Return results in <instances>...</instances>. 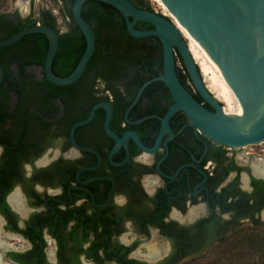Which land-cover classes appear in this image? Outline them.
<instances>
[{
	"label": "flooded vegetation",
	"instance_id": "obj_1",
	"mask_svg": "<svg viewBox=\"0 0 264 264\" xmlns=\"http://www.w3.org/2000/svg\"><path fill=\"white\" fill-rule=\"evenodd\" d=\"M55 1L56 11L0 14L16 21L50 11L75 57L85 39L67 15L74 0ZM105 17L103 23L89 17L94 52L113 64L99 70L92 87L49 86L43 66L18 64L38 59L26 54L25 42L0 55L12 80L4 82L0 66V264H207L264 220V172L255 171L264 168V146L219 144L183 112L161 134L173 100L164 84L149 85L160 81L162 65L130 69L131 40L112 36L126 28L123 16L112 10ZM135 28L153 29L140 21ZM151 41L162 54L160 42ZM174 54L181 84L214 112ZM99 104L111 106L109 130L125 143L106 133L104 107L72 139L73 126Z\"/></svg>",
	"mask_w": 264,
	"mask_h": 264
},
{
	"label": "water",
	"instance_id": "obj_2",
	"mask_svg": "<svg viewBox=\"0 0 264 264\" xmlns=\"http://www.w3.org/2000/svg\"><path fill=\"white\" fill-rule=\"evenodd\" d=\"M86 1L74 0L72 6L73 19L85 39V49L69 76L59 78L53 74L52 62L59 47V36L50 27L36 25L21 30L0 41V48L29 34H44L48 39L43 64L46 79L56 86L74 84L82 76L96 43L92 27L81 15ZM95 1L114 7L123 16L132 38L153 37L161 44L162 73L157 79L166 86L173 100L162 119L161 134L169 130V119L176 112H183L199 132L219 144L236 148L264 143V0H161L183 26L194 47L219 67L242 107L241 116L226 115L222 104L207 89L185 39L171 19L153 11L140 10L128 0ZM138 21L151 25L153 29L137 30L135 24ZM174 50L181 57L198 94L214 112L201 106L181 84L176 74ZM176 67L182 70L179 61ZM2 79L0 67V82ZM99 107L106 109V133L118 144L125 143L109 130L112 116L109 104L96 105L85 121L75 124L71 131L72 139L75 128L89 123Z\"/></svg>",
	"mask_w": 264,
	"mask_h": 264
},
{
	"label": "trees",
	"instance_id": "obj_3",
	"mask_svg": "<svg viewBox=\"0 0 264 264\" xmlns=\"http://www.w3.org/2000/svg\"><path fill=\"white\" fill-rule=\"evenodd\" d=\"M130 1L135 7H137L140 10H148L152 11V9L149 6V3L147 0H128ZM4 2V1H3ZM2 7V5H0ZM112 10H116L114 7L111 5H108L106 3L100 2V1H95V0H88L83 3L82 8H81V15L83 18L88 22H90V18L95 19L98 23H103L108 21L105 17V14L109 11L112 12ZM68 17L73 21V16H72V11H67ZM39 22L40 24L44 26H48L55 30L57 33L56 29V18L52 15V13L48 10H39L37 14H35V17H30L27 19H21L17 17L16 21L7 19V16L4 14H0V41L6 40L10 38L12 35L15 33L21 31L22 29L29 28L35 26V24ZM151 28V27H150ZM139 30H147L146 28L144 29H139ZM115 31L118 33V35H123V33L128 37L131 42H130V50H129V55H130V60H129V65L130 69L133 70H143V71H154L157 68L161 69L162 65V54L161 50L158 49V46H156L151 39L153 37H147L143 39H135L132 38L125 27L120 30H113V35H115ZM68 34H59V47L57 50V53L54 57V60L52 62V71L53 74L56 77L59 78H64L69 76L73 70L75 69L77 63L79 62L84 49H85V40L81 43L80 50L76 53L75 57H70V53L73 55L72 52H70L68 49L69 47L66 44H62L67 40ZM157 40L156 38H153ZM27 43L29 45V51L26 52V54H32V56H36L38 59L36 60H31V61H23V62H18V64H36L39 66H43L44 64V59L47 53L48 49V39L44 34L41 33H33L26 35L22 38H20L18 41L15 43L7 46V47H1L0 48V55L4 50H7L8 48L12 46H17L20 45L21 43ZM178 59L180 60V56L177 54ZM175 61L176 58H175ZM113 62L112 61H102L97 57V52L95 51L90 60L88 61L85 70L80 77V79L69 86L65 87H75V86H81L83 88H89L94 85V81L101 76V72L99 70L102 69H110L112 66ZM0 66L4 70V82H12L10 78V71L7 70L4 66L3 63L0 61ZM184 68V67H183ZM178 70V69H177ZM91 71H94L96 74H94V78L92 82H88V75ZM99 72V73H98ZM179 72V71H178ZM180 74V73H179ZM154 74H151L149 76H146L143 79V82L148 81L149 79H152ZM101 78V77H100ZM102 80V79H100ZM4 82L0 84V86L4 85ZM49 86L52 87H59L56 85H53L51 83H47ZM155 84H160L163 85L162 82H154L150 84L149 86L155 85ZM62 88V87H60ZM89 97H91V93L86 94ZM85 93L83 96H86ZM98 101V100H96ZM83 103H86L84 101ZM87 103L89 104V107L93 105L95 102L93 101H88ZM87 114L83 116L85 118ZM260 226V224H259ZM242 242L254 248L258 254H259V259L257 260L256 264H264V235L261 236L260 234H247L244 235L242 238ZM234 244V243H233Z\"/></svg>",
	"mask_w": 264,
	"mask_h": 264
},
{
	"label": "rangeland",
	"instance_id": "obj_4",
	"mask_svg": "<svg viewBox=\"0 0 264 264\" xmlns=\"http://www.w3.org/2000/svg\"><path fill=\"white\" fill-rule=\"evenodd\" d=\"M147 2L149 3V6L153 12L163 14L162 12L164 11L155 2L152 0H147ZM0 5H2V7H0V13H11L18 9L20 14H24L25 11L29 9V7H32L35 10L40 7L48 8L51 11H56L58 9V4L55 0H0ZM57 18L59 22L60 19L58 16ZM260 146L263 147L264 145H256V147L253 148H259ZM252 229L253 228L242 231L240 236L233 238L234 244L232 246H226L223 251L217 252L214 255H210V257L205 262L207 264H256L257 260L259 259L258 252L254 248L245 245L242 242V238L247 234H260L263 236L264 220L260 222V226H257L256 229Z\"/></svg>",
	"mask_w": 264,
	"mask_h": 264
},
{
	"label": "bare ground",
	"instance_id": "obj_5",
	"mask_svg": "<svg viewBox=\"0 0 264 264\" xmlns=\"http://www.w3.org/2000/svg\"><path fill=\"white\" fill-rule=\"evenodd\" d=\"M152 1L155 2L164 11L163 13L171 19L175 27L185 39L193 60L198 66L201 76L207 85V89H209L215 98L222 104L226 115L241 116L242 107L227 85L219 67L194 47L190 38L183 29V26L173 15H171L161 0ZM255 171L262 174V172H264V168L261 170L259 167H257Z\"/></svg>",
	"mask_w": 264,
	"mask_h": 264
}]
</instances>
